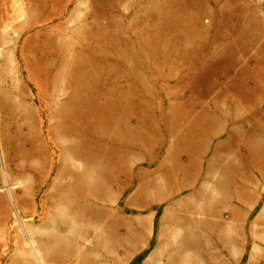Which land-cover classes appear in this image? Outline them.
Listing matches in <instances>:
<instances>
[{
  "label": "rangeland",
  "instance_id": "obj_1",
  "mask_svg": "<svg viewBox=\"0 0 264 264\" xmlns=\"http://www.w3.org/2000/svg\"><path fill=\"white\" fill-rule=\"evenodd\" d=\"M247 85L264 0H0V264H109L178 103Z\"/></svg>",
  "mask_w": 264,
  "mask_h": 264
},
{
  "label": "crops",
  "instance_id": "obj_2",
  "mask_svg": "<svg viewBox=\"0 0 264 264\" xmlns=\"http://www.w3.org/2000/svg\"><path fill=\"white\" fill-rule=\"evenodd\" d=\"M178 104L185 113L165 136L152 187L132 189L135 205L151 210L145 234L132 226L105 249L100 240L99 255L109 264H264V92L209 88Z\"/></svg>",
  "mask_w": 264,
  "mask_h": 264
},
{
  "label": "bare ground",
  "instance_id": "obj_3",
  "mask_svg": "<svg viewBox=\"0 0 264 264\" xmlns=\"http://www.w3.org/2000/svg\"><path fill=\"white\" fill-rule=\"evenodd\" d=\"M45 110V109H44ZM50 110V109H49ZM40 111V110H39ZM42 111V110H41ZM43 114V113H42ZM40 116V115H39ZM47 116V115H46ZM41 117V116H40ZM45 123V122H44ZM11 124V123H10ZM41 124V123H40ZM44 126H45V124H44ZM41 131V130H40ZM42 132V131H41ZM45 134V133H44ZM27 137V136H26ZM47 138V137H46ZM50 138V137H49ZM27 141V140H26ZM49 143V142H48ZM25 144V143H24ZM37 255V254H36ZM37 257H38V255H37ZM38 260L40 261V259L38 258Z\"/></svg>",
  "mask_w": 264,
  "mask_h": 264
}]
</instances>
